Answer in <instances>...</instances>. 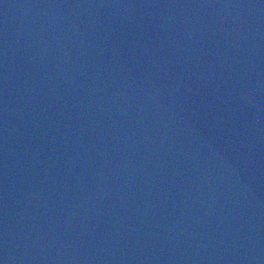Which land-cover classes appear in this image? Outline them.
<instances>
[{"label":"water","instance_id":"95a60500","mask_svg":"<svg viewBox=\"0 0 264 264\" xmlns=\"http://www.w3.org/2000/svg\"><path fill=\"white\" fill-rule=\"evenodd\" d=\"M0 264H264V0H0Z\"/></svg>","mask_w":264,"mask_h":264}]
</instances>
